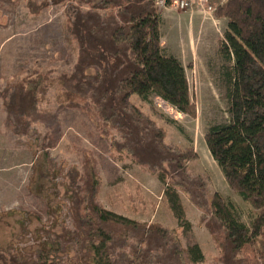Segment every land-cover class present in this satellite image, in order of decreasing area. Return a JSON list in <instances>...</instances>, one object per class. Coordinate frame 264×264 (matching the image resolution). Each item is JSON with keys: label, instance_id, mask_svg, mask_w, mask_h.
<instances>
[{"label": "trees", "instance_id": "16d2710c", "mask_svg": "<svg viewBox=\"0 0 264 264\" xmlns=\"http://www.w3.org/2000/svg\"><path fill=\"white\" fill-rule=\"evenodd\" d=\"M53 2L78 4L68 27L78 45L77 62L70 74L37 71L8 83L3 95L8 128L19 137L35 125L48 129L38 158L47 162L63 138L60 112H85L104 125L106 136L110 130L121 135L122 142L113 141L118 152L157 175L166 187L164 201L184 233H191L192 225L181 191L205 213L202 221L221 249L219 264H264V0H227L215 9L217 19L228 20L219 53L233 59L234 67L228 122L205 136L230 191L252 208L249 225L240 220L233 201L219 193L209 196L203 178L190 176L188 164L197 153L168 146L164 130L131 102L135 95L144 102L157 97L180 114L196 116L186 69L162 46L158 0H87V10L81 0ZM48 6V0L40 6L28 0L34 13ZM52 89L55 112L43 108ZM84 161L83 173L76 167L68 173L80 255L65 264H204L198 244L183 250L174 231L104 209L97 200L95 161L88 153ZM0 264L55 263L43 256L30 263L0 249Z\"/></svg>", "mask_w": 264, "mask_h": 264}, {"label": "rangeland", "instance_id": "374dc122", "mask_svg": "<svg viewBox=\"0 0 264 264\" xmlns=\"http://www.w3.org/2000/svg\"><path fill=\"white\" fill-rule=\"evenodd\" d=\"M34 1L40 6L45 0ZM53 1L48 0V7L34 13L28 0H0V249L21 254L30 263L40 256L55 264L79 258L68 173L74 167L83 173L88 153L100 178L97 200L104 209L174 231L183 250L196 243L204 252V264H219L221 249L202 221L205 213L181 191L192 225V232L184 233L164 201L165 185L157 175L118 152L113 141L122 142L121 135L110 130L106 136L98 119L83 111H61L63 138L50 151L47 162L38 158L48 129L35 125L29 135L19 137L8 128L3 98L8 83L13 85L37 71L53 77L70 74L77 62L78 45L69 36L68 27L72 7L78 4ZM86 1L80 2L85 10ZM178 12L183 11L173 12L174 17L162 14L161 33L171 54L184 59L196 116L180 114L157 97L144 102L135 95L131 102L164 130L168 146L197 153L198 159L188 164L190 176L203 178L209 196L219 193L233 201L240 220L249 225L252 208L230 191L205 143L212 127L228 122L234 62L220 55L210 30L207 51L194 56L182 52L174 29ZM55 95L52 89L43 105L45 110H57Z\"/></svg>", "mask_w": 264, "mask_h": 264}, {"label": "crops", "instance_id": "0c3cea01", "mask_svg": "<svg viewBox=\"0 0 264 264\" xmlns=\"http://www.w3.org/2000/svg\"><path fill=\"white\" fill-rule=\"evenodd\" d=\"M226 1L227 0H210L209 5L213 8V10H215L218 5H223ZM159 8L161 10V19L162 14L168 17H174L172 13L177 12L175 10L166 9L163 6H160ZM178 13H180V15L176 17L177 25L174 29L178 33V37L180 36V46H182V52L184 51L187 52L188 55L194 56L198 55L200 52L207 51V41L210 39L208 35L209 30L212 32V35H215L214 37L212 36L211 39L215 38L219 50V42L223 39V35L227 29V19H217L214 12H209L207 8H202L200 6L195 7L190 11ZM183 14L186 15V17H184ZM163 41L162 37V46L166 53L169 56L177 58L184 65V59L179 55H172L170 48L166 47Z\"/></svg>", "mask_w": 264, "mask_h": 264}, {"label": "built area", "instance_id": "2783aa9c", "mask_svg": "<svg viewBox=\"0 0 264 264\" xmlns=\"http://www.w3.org/2000/svg\"><path fill=\"white\" fill-rule=\"evenodd\" d=\"M158 6H163L166 9L175 10V11H190L195 7H205L209 12H215L213 8L209 5V0H170V5L165 6L163 0H158ZM162 101L161 99H159ZM164 102V101H162ZM165 103V102H164ZM167 105V103H165ZM169 106V105H168Z\"/></svg>", "mask_w": 264, "mask_h": 264}]
</instances>
